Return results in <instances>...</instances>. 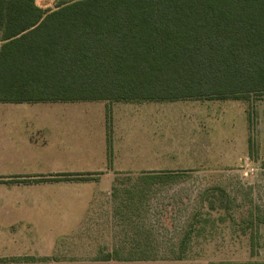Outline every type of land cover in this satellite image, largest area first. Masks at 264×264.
<instances>
[{
  "label": "rangeland",
  "instance_id": "rangeland-1",
  "mask_svg": "<svg viewBox=\"0 0 264 264\" xmlns=\"http://www.w3.org/2000/svg\"><path fill=\"white\" fill-rule=\"evenodd\" d=\"M73 1L36 4L47 12ZM118 103L5 104L0 118L39 124L0 127V176H15L0 178V261L264 262V95ZM99 117L111 141L107 154ZM37 129L35 139L49 141L44 148L27 138ZM13 135L26 144L6 150ZM62 174L86 179L50 180Z\"/></svg>",
  "mask_w": 264,
  "mask_h": 264
},
{
  "label": "trees",
  "instance_id": "trees-1",
  "mask_svg": "<svg viewBox=\"0 0 264 264\" xmlns=\"http://www.w3.org/2000/svg\"><path fill=\"white\" fill-rule=\"evenodd\" d=\"M36 1L0 0V103L264 95V0Z\"/></svg>",
  "mask_w": 264,
  "mask_h": 264
},
{
  "label": "crops",
  "instance_id": "crops-1",
  "mask_svg": "<svg viewBox=\"0 0 264 264\" xmlns=\"http://www.w3.org/2000/svg\"><path fill=\"white\" fill-rule=\"evenodd\" d=\"M79 103H86V102H71V103H21V104H54V108L55 107H57V105L58 104H79ZM5 104H14V103H0V115H4V113H6V111L8 110V105H5ZM89 104H93V103H89ZM118 104H131V103H118ZM77 109L76 110H81L84 114H90V113H92V107L90 106V105H80L79 107H77L78 105H74ZM59 107V106H58ZM74 110V107H71V110ZM59 110H61V109H59ZM75 110V111H76ZM127 111H129V110H125V113L127 112ZM113 113V116H114V118H117V117H119L118 115H117V111H116V109H113V111L111 112V114ZM130 114L131 116H133V114H137L138 116L139 115H141V114H146V113H144V112H142V111H134V110H130V112H127V114ZM123 115H124V111H123ZM125 116H127V115H125ZM124 116V117H125ZM7 117H9V116H7ZM123 117V116H122ZM102 117H99V120H97V122H99V125H100V127H101V131H100V134H99V140H100V142H98L99 143V145L101 146L100 147V149H102V151L104 152V153H108V150L110 149V147L109 146H111V141L110 140H108V138H107V131H106V128H105V124H106V120L105 119H101ZM70 119H65V120H61V119H57V120H53L54 122H56V123H58L57 125H62V124H65V125H68V124H66V123H62V122H65V121H69ZM72 122V121H71ZM28 124H39V120H36V119H31V120H29V121H22V120H19V119H15V118H0V127H12V128H16V127H18V126H20V125H28ZM29 131V133L27 134L28 136H27V138H28V140L33 144V145H35V146H38V147H42V148H44L45 147V145L49 142L46 138H45V136H43V138H39V139H35L36 137H34L36 134H37V136L39 137V135L42 133V131H41V129H37V131H32V130H28ZM55 138H57V139H59L60 137H55ZM12 141H11V140ZM27 140V141H28ZM111 140H113L112 141V151L113 152H115V150H114V147L116 146V144H115V139H111ZM108 141V142H107ZM24 142H26V141H23V142H17L16 140H15V138H14V135L13 136H9L8 138H7V141L5 142H3L4 144H3V146L5 147V149L6 150H13V151H17L18 149H21V146H18L17 144L18 143H24ZM108 143V144H107ZM24 144H26V143H24ZM69 144V143H68ZM89 144V145H88ZM94 144H96L94 141L93 142H90V143H87V144H85V148L86 147H92V146H94ZM110 144V145H109ZM113 144H114V146H113ZM97 145V144H96ZM118 145V144H117ZM1 146V145H0ZM59 146H60V144H59ZM67 147H71V146H64V147H60L61 148V150L62 151H67V150H69V151H72L71 149H67ZM121 147V146H120ZM72 149H73V147H71ZM121 148H123V147H121ZM131 148V147H130ZM124 149H126V148H124ZM118 150V149H117ZM116 153L118 154L119 152L118 151H116ZM114 155V154H113ZM120 172H135V171H129V170H123V171H120ZM117 173V172H116ZM119 173V172H118ZM113 175V173H108L107 175ZM3 178V179H10V178H14L15 176H7V177H4V176H0V178Z\"/></svg>",
  "mask_w": 264,
  "mask_h": 264
}]
</instances>
